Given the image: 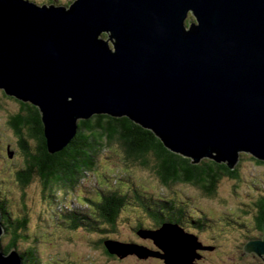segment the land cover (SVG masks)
I'll return each instance as SVG.
<instances>
[{
	"label": "water",
	"instance_id": "obj_1",
	"mask_svg": "<svg viewBox=\"0 0 264 264\" xmlns=\"http://www.w3.org/2000/svg\"><path fill=\"white\" fill-rule=\"evenodd\" d=\"M0 91L38 108L50 154L79 121L107 115L194 165L233 171L241 154L264 162V0H0ZM137 235L158 251L106 240V252L196 264L213 250L178 225ZM243 251L262 256L264 237ZM0 264L22 260L0 246Z\"/></svg>",
	"mask_w": 264,
	"mask_h": 264
},
{
	"label": "trees",
	"instance_id": "obj_2",
	"mask_svg": "<svg viewBox=\"0 0 264 264\" xmlns=\"http://www.w3.org/2000/svg\"><path fill=\"white\" fill-rule=\"evenodd\" d=\"M103 37L107 38L106 35ZM14 101L19 105V111L15 115H8V121L20 142L25 160V168L18 171L16 177L23 188L28 187L34 178L38 179L42 186V197L48 205L54 204L56 207L62 202L60 196L66 202L67 195L75 194L83 185L85 178L96 170L99 157L113 144L119 145L127 160L142 167L149 168L150 160L153 159L151 169L160 183L167 188L190 185L200 190L204 198L206 196L214 198L217 196L216 184L222 177L242 180L236 171L238 165L233 171L224 164L219 165L210 160H202L198 165H194L191 160L168 151L152 132L125 117L95 115L89 120L79 121L77 134L70 143L61 152L50 154L38 108L16 99ZM115 186L101 185L97 189L94 188L96 198L83 197V204L78 201L79 207L64 205L62 211H59L62 207L57 208L54 210V217L61 221L62 226L73 232L92 231L104 234L108 232L107 229H115L117 220L127 205L130 207L135 203L136 207L141 208L159 228L163 225L164 211H176L181 205L174 204V201L149 198L145 195L148 193L133 182L128 183V186L124 184ZM1 190L2 187L0 212L3 216L4 234L11 237L5 248L0 245L4 254L16 251L23 264H43L35 250L37 241L32 240L33 236H30L28 215L13 214L8 207L9 200L6 198L8 193L4 194ZM174 217L182 220L184 224L188 223L185 212ZM177 220H173V223L176 224ZM206 222L207 220L200 219L197 229L203 230ZM140 228L146 227L139 223L134 227V231L137 232ZM105 241L106 239L101 240L99 244L104 250ZM20 242L28 246L24 252L18 248Z\"/></svg>",
	"mask_w": 264,
	"mask_h": 264
},
{
	"label": "rangeland",
	"instance_id": "obj_3",
	"mask_svg": "<svg viewBox=\"0 0 264 264\" xmlns=\"http://www.w3.org/2000/svg\"><path fill=\"white\" fill-rule=\"evenodd\" d=\"M54 1L57 6L68 7L75 0H32L31 2L49 5ZM193 20L190 15L187 22H193ZM18 111L17 102L10 101L0 93V187L4 194L8 193L6 198L9 200L8 207L12 213L28 215L30 236H33L32 240L37 241L35 250L43 264H164L160 259L155 258L145 260L138 259L136 256H128L123 260L117 257L112 258L102 247L95 244L101 238V234H92V231L90 233L73 232L68 230V227L62 226L61 221L54 217V210L57 208L62 207L59 210L62 211L64 205L79 207L78 201L83 204V197L96 198L94 188L97 189L101 185L128 186L130 182L147 192L148 195H145L149 198L181 204V210L187 213L188 223L192 220L193 211L200 214L202 220H213L207 228H204L205 232H199V239L208 244H213L216 239V244L220 245V248L207 252L204 261L199 264H250L249 260L240 259L241 251L238 250L239 240L242 238L238 233L239 229L242 230L240 225L247 226L245 233H250L251 227L248 225L247 216L242 213L245 211L238 206L240 199L246 203V193L250 189L252 180L264 182V167L253 170L252 166L248 165V160L242 157L244 159V165L241 166L242 180L238 186H235L238 191L233 192L232 186L227 181H223L216 197L204 198L201 192L188 185L167 188L160 183L151 169L154 164L153 159L150 160L149 168L142 167L127 160L119 145L113 144L104 153L102 151L96 170L85 178L81 188L75 194L67 195L66 202L60 196L62 202L54 207V204L48 205L43 199L42 186L38 179L34 178L28 187L23 188L16 177V173L25 168V160L19 141L9 125L8 115H15ZM8 146L13 152L11 157L7 151ZM241 156L242 154L240 158ZM124 209L117 220L115 229H107L108 232L105 233L107 239L133 243L148 250L158 251L151 240H143L134 233V227L137 224L140 223L149 228L153 225L152 220L141 208L136 207L135 203L130 207L125 206ZM229 211L238 213L233 216L229 215ZM232 220L235 221L231 222ZM221 230H226L223 240H221ZM10 239L9 235L3 234L1 246L5 248ZM18 248L24 252L28 246L20 242Z\"/></svg>",
	"mask_w": 264,
	"mask_h": 264
},
{
	"label": "flooded vegetation",
	"instance_id": "obj_4",
	"mask_svg": "<svg viewBox=\"0 0 264 264\" xmlns=\"http://www.w3.org/2000/svg\"><path fill=\"white\" fill-rule=\"evenodd\" d=\"M188 23L189 22H187V24ZM0 93L2 95H4L5 97H7L10 101H14V99L6 96L3 93V91H0ZM19 144H20V142H19ZM242 157L248 160V165L252 166L253 170H257L258 168L264 167V162L257 161L254 158H252L251 156L242 154V156L239 160L240 162H239V164L237 166V170H236L238 175H240L241 177H242L241 173L243 171L241 166L243 167V165H244V159ZM223 180L227 181L232 186L233 192L238 191V189L235 188V186H238V183H240L241 180L239 181V179H231L230 177L226 176V177H222V179L216 184V193L218 192V188L222 184ZM188 186H190V185H188ZM191 187L194 188L193 186H191ZM249 187H250V189L247 191L246 198H245L246 203L244 202L243 199H240L241 202H240L238 207H240L242 210L245 211L242 213L245 216H247L248 225L251 226L250 229L248 227V229L250 230V233H248V232L245 233V231L247 230V226L243 227V225H240V227H242V230L239 229L238 233L240 236H242V238L239 240L238 250L241 251L240 252V259L249 260L250 264H264V253L262 254V256H257L254 253H251V254L246 253L244 255V251H243L244 246L248 242L258 241V240L262 241L263 237H264V231H263V224H264V182L261 183L257 179H255V180H252L250 182ZM198 191L201 192L200 190H198ZM206 198H209V197L206 196ZM182 213H184V211L181 210L180 206L178 207V210L173 211V212L164 211L165 218L162 221V223L163 224H171V225L179 224L178 226L181 227L182 229H184L186 232H188L189 234H195L199 238V230H197V224L200 222V219L198 220L197 217L202 219V216H200V214L198 215L196 211H193L192 215H191L192 220H190L189 223L184 224V223H182V220L179 221L174 217V216H178ZM236 213H238V212L229 211V215L234 216ZM173 217L175 219H173ZM173 220H177L176 224L173 223ZM233 221H235V220H232L231 222H233ZM150 228L152 230H156L157 228H159V226L156 224H153ZM225 231L226 230H221V240L225 239V236H224ZM134 233H136V231H134ZM92 234H96V233H92ZM107 238L108 237H106L105 233L101 234V238L95 244L99 247L100 241L105 240V239L107 240ZM112 240H114V239H112ZM199 241L202 243L203 246L208 247V248H212L213 250H218L220 248V245L216 244V239L213 242V244L204 243L200 239H199ZM213 250L199 251V254L201 256V259H200L201 261L197 260L196 264L203 262L205 259L206 253L209 251L212 252ZM110 257L116 258L115 256H110ZM155 259H157V258H155ZM250 259H251V261H250Z\"/></svg>",
	"mask_w": 264,
	"mask_h": 264
},
{
	"label": "bare ground",
	"instance_id": "obj_5",
	"mask_svg": "<svg viewBox=\"0 0 264 264\" xmlns=\"http://www.w3.org/2000/svg\"><path fill=\"white\" fill-rule=\"evenodd\" d=\"M21 260H22V258H21ZM22 264H23V260H22Z\"/></svg>",
	"mask_w": 264,
	"mask_h": 264
},
{
	"label": "clouds",
	"instance_id": "obj_6",
	"mask_svg": "<svg viewBox=\"0 0 264 264\" xmlns=\"http://www.w3.org/2000/svg\"><path fill=\"white\" fill-rule=\"evenodd\" d=\"M141 229V228H140ZM108 240V239H107ZM202 244V243H201ZM111 256V255H110ZM116 257V256H115Z\"/></svg>",
	"mask_w": 264,
	"mask_h": 264
}]
</instances>
